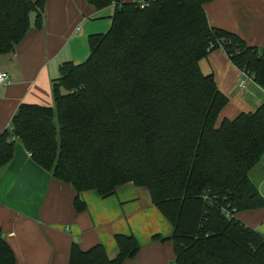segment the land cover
<instances>
[{"label":"trees","instance_id":"trees-1","mask_svg":"<svg viewBox=\"0 0 264 264\" xmlns=\"http://www.w3.org/2000/svg\"><path fill=\"white\" fill-rule=\"evenodd\" d=\"M114 6L106 33L88 37L89 55L63 63L52 82L53 106L21 104L0 133V169L19 141L33 161L76 191L101 198L126 183L147 190L172 227L173 264H264V235L235 218L264 207L249 171L264 155V102L253 112L218 121L228 98L201 62L221 49L264 90V47L211 27L213 0H86ZM45 0H0V54L42 18ZM118 255L102 245L73 243L69 264H124L139 251L133 235H115ZM0 264L15 256L0 233Z\"/></svg>","mask_w":264,"mask_h":264},{"label":"crops","instance_id":"crops-1","mask_svg":"<svg viewBox=\"0 0 264 264\" xmlns=\"http://www.w3.org/2000/svg\"><path fill=\"white\" fill-rule=\"evenodd\" d=\"M113 11V5L97 10L86 0H45L42 18L38 20L35 10L29 13L25 38L11 53L0 54V71L9 77V83L0 86V133L21 104L53 106L51 86L59 78L60 66L82 63L78 62L89 49L88 37L109 28ZM204 11L211 27L237 35L250 47H264V0H213ZM201 69L213 73L217 88L228 98L219 122L253 112L264 102V90L251 77L244 88L239 87L243 73L223 50L210 52ZM248 176L264 199V161ZM75 196L70 184L53 178L15 142L12 159L0 169V233L15 264H69L73 243L81 250L100 244L113 260L118 255L114 241L118 234L133 235L141 245L124 264L174 262L170 241L151 240L169 238L172 227L152 205L145 188L126 183L108 198L84 192L86 208L80 213L73 206ZM235 218L264 235V207L238 212Z\"/></svg>","mask_w":264,"mask_h":264},{"label":"built area","instance_id":"built-area-1","mask_svg":"<svg viewBox=\"0 0 264 264\" xmlns=\"http://www.w3.org/2000/svg\"><path fill=\"white\" fill-rule=\"evenodd\" d=\"M139 3H140L141 8L146 6V3L144 1H139ZM242 73H243V75H242V78L240 79L239 87L244 88L246 80L252 76H250L249 74H247L243 71H242ZM8 83H9L8 75L5 72L0 71V86L7 85ZM29 156H31V155L29 154ZM262 161H264V155L262 156Z\"/></svg>","mask_w":264,"mask_h":264},{"label":"rangeland","instance_id":"rangeland-1","mask_svg":"<svg viewBox=\"0 0 264 264\" xmlns=\"http://www.w3.org/2000/svg\"><path fill=\"white\" fill-rule=\"evenodd\" d=\"M110 26H111V22H110V24H109V28H110ZM109 28H107V30H105L104 33H106V32L108 31ZM88 55H89V49L87 48V53H86V55H85L84 58H83L82 60H80L78 63H80V62H84V61L87 59ZM139 246H140V248H139V251H140V249H141V245H139ZM142 248H143V247H142ZM139 251H138V253H139ZM136 255H137V254H136ZM169 262L173 263L172 261H167V262H164V264H168Z\"/></svg>","mask_w":264,"mask_h":264}]
</instances>
